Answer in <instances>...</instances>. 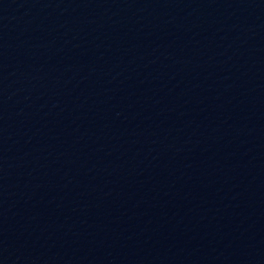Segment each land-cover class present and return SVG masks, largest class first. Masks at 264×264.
I'll return each instance as SVG.
<instances>
[{"label":"water","instance_id":"95a60500","mask_svg":"<svg viewBox=\"0 0 264 264\" xmlns=\"http://www.w3.org/2000/svg\"><path fill=\"white\" fill-rule=\"evenodd\" d=\"M0 264H264V0H0Z\"/></svg>","mask_w":264,"mask_h":264}]
</instances>
